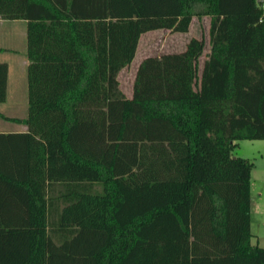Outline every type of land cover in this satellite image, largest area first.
<instances>
[{
  "label": "trees",
  "instance_id": "obj_1",
  "mask_svg": "<svg viewBox=\"0 0 264 264\" xmlns=\"http://www.w3.org/2000/svg\"><path fill=\"white\" fill-rule=\"evenodd\" d=\"M264 0H0L27 20V130L0 132V264H264L251 243L264 139ZM204 39L117 73L150 29ZM3 48L0 47V50ZM8 64L0 61V102Z\"/></svg>",
  "mask_w": 264,
  "mask_h": 264
},
{
  "label": "crops",
  "instance_id": "obj_2",
  "mask_svg": "<svg viewBox=\"0 0 264 264\" xmlns=\"http://www.w3.org/2000/svg\"><path fill=\"white\" fill-rule=\"evenodd\" d=\"M210 19L211 15L209 14L193 15L189 24V28L186 31H172L168 28H155L143 32L140 37L148 32L157 34V32L163 30L161 37L165 39V41L161 47L157 45L155 47H148L145 49H139L140 41H138L137 49L131 62L123 66L117 73L119 89L125 94V96L131 97L133 95V83L136 70L139 63L146 56H160L163 53H175L185 50L191 37H201L203 31H205V29H209ZM197 21L202 22L204 27H198ZM0 37H2L0 40L3 39V42L0 41V47L3 48L0 50V61H5L8 64L6 98L4 101L0 102V104H5L9 99L10 90L14 91L15 87L17 86V82L19 81L18 77L13 72L16 67L21 69L20 82L24 84L23 89L25 87L27 88V66L30 62L27 56V20L24 18L0 17ZM209 51L210 42L206 44L204 41L202 52L198 57L199 72L202 70L204 61L207 58ZM129 66L131 67L130 74L128 71L126 72ZM1 112L9 116L24 117L18 116L14 113L7 114L2 110ZM25 130H27V125L24 123H18L7 119L0 120V132L7 133ZM232 153L233 155L236 154L234 152Z\"/></svg>",
  "mask_w": 264,
  "mask_h": 264
},
{
  "label": "rangeland",
  "instance_id": "obj_3",
  "mask_svg": "<svg viewBox=\"0 0 264 264\" xmlns=\"http://www.w3.org/2000/svg\"><path fill=\"white\" fill-rule=\"evenodd\" d=\"M198 27H204L202 22L197 21ZM209 29L203 31L200 38H203L206 44L209 43ZM167 31V30H166ZM5 34V33H4ZM163 30L154 34L148 32L143 34L139 41V49L152 48L157 45L161 47L165 39L161 36ZM2 38V37H0ZM3 40V39H2ZM0 40L1 42H3ZM4 55V54H1ZM131 73L129 66L126 72ZM19 81L14 91L10 90L9 99L5 104H0V111L5 113H14L18 116H25L28 111L27 88L23 89L24 84L20 82L21 69L16 67L13 71ZM0 120H4L1 119ZM234 147L233 152L242 157H246L253 162L250 179V194H251V243L264 246V139H240ZM234 154V155H236Z\"/></svg>",
  "mask_w": 264,
  "mask_h": 264
},
{
  "label": "built area",
  "instance_id": "obj_4",
  "mask_svg": "<svg viewBox=\"0 0 264 264\" xmlns=\"http://www.w3.org/2000/svg\"><path fill=\"white\" fill-rule=\"evenodd\" d=\"M261 6L263 7V9H264V2L261 4Z\"/></svg>",
  "mask_w": 264,
  "mask_h": 264
}]
</instances>
